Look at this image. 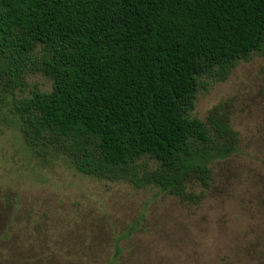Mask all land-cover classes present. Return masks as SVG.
Wrapping results in <instances>:
<instances>
[{
    "label": "trees",
    "instance_id": "1",
    "mask_svg": "<svg viewBox=\"0 0 264 264\" xmlns=\"http://www.w3.org/2000/svg\"><path fill=\"white\" fill-rule=\"evenodd\" d=\"M253 54L264 0H0V117L43 163L196 203L237 143L191 118L202 80ZM36 74L50 89L26 95Z\"/></svg>",
    "mask_w": 264,
    "mask_h": 264
},
{
    "label": "rangeland",
    "instance_id": "2",
    "mask_svg": "<svg viewBox=\"0 0 264 264\" xmlns=\"http://www.w3.org/2000/svg\"><path fill=\"white\" fill-rule=\"evenodd\" d=\"M27 84L26 95L50 89L38 74ZM7 115L0 264H264V56L238 63L225 82L202 80L191 118L227 122L237 143L211 166V187L190 191L196 203L84 177L61 158L43 163Z\"/></svg>",
    "mask_w": 264,
    "mask_h": 264
}]
</instances>
